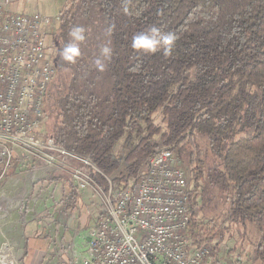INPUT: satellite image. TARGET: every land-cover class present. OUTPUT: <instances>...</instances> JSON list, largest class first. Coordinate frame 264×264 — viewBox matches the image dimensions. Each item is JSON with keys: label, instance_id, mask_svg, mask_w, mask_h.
I'll return each instance as SVG.
<instances>
[{"label": "trees", "instance_id": "obj_1", "mask_svg": "<svg viewBox=\"0 0 264 264\" xmlns=\"http://www.w3.org/2000/svg\"><path fill=\"white\" fill-rule=\"evenodd\" d=\"M121 2L67 1L50 26L55 76L44 98L46 136L88 159L98 171L80 169L104 192L107 180L118 189L158 149L181 161L189 151L188 168L199 163L194 190L202 179L225 195L231 220L255 226L264 264V0H133L130 16ZM111 25L113 57L99 73L92 60ZM149 25L177 36L171 57L132 50L133 35ZM74 26L89 29V39L76 65L66 66L57 49ZM180 109L165 130L153 124L156 114ZM196 137L206 142L210 166L199 159ZM123 138L133 142L118 159L113 151ZM70 199L76 203V191ZM193 226L190 219L194 243L212 232Z\"/></svg>", "mask_w": 264, "mask_h": 264}, {"label": "built area", "instance_id": "obj_2", "mask_svg": "<svg viewBox=\"0 0 264 264\" xmlns=\"http://www.w3.org/2000/svg\"><path fill=\"white\" fill-rule=\"evenodd\" d=\"M10 4L0 0V183L16 155L42 159L54 169L71 159L98 171L41 134L44 98L55 76L45 38L58 15L11 12ZM71 176L80 191L91 187L104 205L88 232L82 264H249L226 262L205 238L194 243L188 236V173L168 149L156 150L118 189L107 180L104 192L82 169Z\"/></svg>", "mask_w": 264, "mask_h": 264}, {"label": "rangeland", "instance_id": "obj_3", "mask_svg": "<svg viewBox=\"0 0 264 264\" xmlns=\"http://www.w3.org/2000/svg\"><path fill=\"white\" fill-rule=\"evenodd\" d=\"M60 1L62 3V0H19L16 12L20 14H29L28 12H30L31 14L35 11L52 15L61 9ZM67 1L70 2L71 0H63L64 5ZM54 55L55 51L51 49L52 61ZM65 80H67V74ZM181 113V109L172 110L166 114L158 113L153 119V124L165 130L168 123L183 116ZM41 134L47 135L45 125ZM196 139L201 153L199 159L202 161L201 163L205 162V165H209L211 160H209L210 157L207 154L206 142L200 137H196ZM131 140L123 138L115 145L113 153L116 158L122 159L126 148H129L133 142V139ZM188 154L189 151L184 156L182 164L188 171L193 229L199 231L200 234L206 229L212 231L205 240L208 241L212 252L220 259L226 262L239 259L249 264H262L256 259L255 255V247L261 238L260 233L254 225H242L231 220L229 217L231 207L228 202H225V195L219 194L206 182L203 183L202 179L197 182L198 187L194 190L192 176L195 171L193 169L197 168L199 163H194L192 168H188ZM66 163V169L56 170L47 167L46 163L39 158H18L13 169L14 174L7 177L0 185L3 189L0 196V264H23L22 228L26 222L32 219L53 221L57 218L59 210L55 207L63 202L60 199L62 196L59 178H66V176L70 178V173L73 170H80V165L77 162L68 159ZM82 172L88 174L87 169H82ZM69 183L75 188L77 195L80 197V202L74 210H71L72 213H75L78 217L84 214L81 215L84 219L88 217V214L98 218L104 209L102 197L94 193L91 187H88L85 191H80L77 181L72 177ZM34 188L40 189V191L35 192ZM188 236L190 237L189 234Z\"/></svg>", "mask_w": 264, "mask_h": 264}, {"label": "crops", "instance_id": "obj_4", "mask_svg": "<svg viewBox=\"0 0 264 264\" xmlns=\"http://www.w3.org/2000/svg\"><path fill=\"white\" fill-rule=\"evenodd\" d=\"M18 1L11 0V4L8 7L11 12L18 10ZM63 5L64 2L62 0L60 10H57L52 15H42L47 17L56 16L62 10ZM28 13L30 14V12ZM33 13L39 12L33 11L31 14ZM15 157L13 167L6 174L0 185L7 177L14 174L13 169L18 159L17 156ZM66 167L67 165L56 170H64ZM71 177L59 178L62 196L60 199L63 202L58 207H55V209L59 210L57 218L53 221L32 219L24 224L22 228L24 242L22 253L23 264H82L83 258L88 255V232L97 222V218L88 214V217L84 219L81 217L84 214L78 217L75 213H72L71 210H74L78 206L80 197L77 195L78 200L76 203H73L70 199L71 191H76L69 183ZM2 190L0 187V196ZM34 191L38 192L40 189L34 188Z\"/></svg>", "mask_w": 264, "mask_h": 264}, {"label": "clouds", "instance_id": "obj_5", "mask_svg": "<svg viewBox=\"0 0 264 264\" xmlns=\"http://www.w3.org/2000/svg\"><path fill=\"white\" fill-rule=\"evenodd\" d=\"M133 0H122L121 12L125 16L133 15ZM115 26L111 25L105 29L106 40L98 48V54L92 60L94 69L103 73L113 57L111 46V34ZM90 30L83 26H74L68 32V40L62 47L57 49V55L66 66H74L82 57L81 46L89 39ZM177 36L171 32L163 30L156 25H149L144 30L136 33L132 37L131 48L138 55L161 54L164 58L173 55L176 47Z\"/></svg>", "mask_w": 264, "mask_h": 264}]
</instances>
